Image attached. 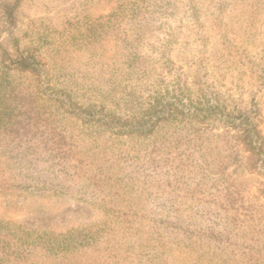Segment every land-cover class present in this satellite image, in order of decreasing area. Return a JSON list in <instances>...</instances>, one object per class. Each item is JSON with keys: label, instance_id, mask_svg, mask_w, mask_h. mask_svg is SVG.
I'll list each match as a JSON object with an SVG mask.
<instances>
[{"label": "rangeland", "instance_id": "1", "mask_svg": "<svg viewBox=\"0 0 264 264\" xmlns=\"http://www.w3.org/2000/svg\"><path fill=\"white\" fill-rule=\"evenodd\" d=\"M212 2L0 0V74L9 70V62L36 47L46 59L52 85L72 91L76 102L96 111L104 107L106 114L132 118L163 89L171 91L181 83L188 87L185 102L192 103L193 111H203L204 118L210 115L201 110L205 105L223 106L232 118L258 108V115H252L264 131V0H225L221 14L217 0ZM6 7H14L13 18H8ZM132 8L147 14L136 19ZM149 11L154 17H148L147 29L134 23ZM168 34L171 43L165 39ZM23 121L13 138L0 136V264H33L35 255L28 253L39 235L56 236L82 227L118 228L119 213L132 219L147 214L150 221L173 216L176 209L199 227L210 225L212 218L225 220L222 210L212 208L217 190L225 194L235 187L248 197L247 204L264 212V179L242 169L247 155L236 144L235 131L220 120L195 124L193 135L180 132L185 135L180 142L170 138L174 127L163 125L155 141L142 143L139 154L130 139L123 138L106 149L105 156L108 176L122 189L90 187L86 173L87 180L69 193L33 187L34 153L43 154L38 170L46 165V153L42 133L36 135L35 127L30 131ZM161 143L171 157L155 152L154 145ZM133 197H141L142 204H132ZM107 202L111 204L105 206ZM235 253L215 248L192 251L187 262L244 264ZM201 255L209 262L197 260ZM227 255L233 260L224 261ZM180 257L186 260V254Z\"/></svg>", "mask_w": 264, "mask_h": 264}, {"label": "trees", "instance_id": "2", "mask_svg": "<svg viewBox=\"0 0 264 264\" xmlns=\"http://www.w3.org/2000/svg\"><path fill=\"white\" fill-rule=\"evenodd\" d=\"M224 1L217 0L219 14L226 5ZM5 12L8 18H13L14 7H6ZM131 12L136 19L147 14L144 9L138 11L132 8ZM149 12L145 19L134 23L145 24L142 28L147 29L148 17H154ZM171 35H165L169 43ZM8 65L9 70L0 74V136L3 140L13 138L19 126L24 124L23 118L27 120L25 124L30 126V131L35 127L36 135L42 133L41 148L45 149L43 162L46 165L38 170L43 154L36 151L34 161L38 165L35 163L37 173L33 186L36 189L42 186L40 190L69 193L80 181L87 180L84 178L86 173H90V187L95 184L97 190L108 187L122 189L121 185L116 184L119 185L117 187L112 183V176H108L111 171L105 165L108 162L106 149L127 138L136 146L135 154H139L143 151L142 143L150 145L148 141H155L163 125L174 127L170 138L180 142L185 136L180 132L187 131L193 135L195 124L208 126V119L214 122L220 120L235 131V142L247 155L241 161L242 169L264 179V131L258 118L252 115H258V108L232 118L223 106L205 105L201 110L210 113L206 119L205 115H201L203 111H193L192 103L185 102L184 91L188 87L176 83L177 86L171 91L163 89L156 101L146 109L132 118L123 119L114 113L106 114L104 107L96 111L94 106L76 102L72 91L53 86L46 59L39 48H28ZM106 135L109 138L106 139ZM154 149L159 155L164 152L168 157L172 156L162 147V143L160 146L154 145ZM132 157L134 155L128 160ZM112 158L119 161L118 156ZM94 159L95 162L88 161ZM89 165L91 167L84 173ZM222 174L226 175V171H222ZM40 175L42 181L38 180ZM261 194H264V188ZM217 196V202L211 203L212 208L222 210L226 218L209 219L210 225L204 227H199L198 222H187L176 213V209L173 216L163 215L150 221L147 214H136L132 219L123 218L126 214L119 213L118 228L82 227L56 236L39 235L34 239L28 256L35 255L33 264H188L192 251L215 248L227 250L230 254L236 252L235 256L241 258L244 264H264V212L253 208L252 203L247 204L248 197L235 187L233 192L228 189L225 194L217 190ZM141 200V197H133L131 203L142 204ZM110 204L107 202L105 206ZM156 204L159 207L161 202ZM221 221L227 224L221 227ZM177 223L185 227L180 228ZM237 251L241 255H237ZM184 254L186 260L180 257ZM197 260L209 262L206 255L198 256ZM232 260L227 255L224 261Z\"/></svg>", "mask_w": 264, "mask_h": 264}]
</instances>
